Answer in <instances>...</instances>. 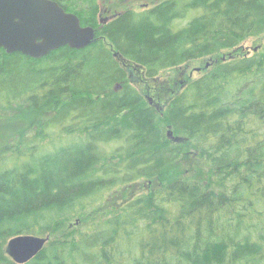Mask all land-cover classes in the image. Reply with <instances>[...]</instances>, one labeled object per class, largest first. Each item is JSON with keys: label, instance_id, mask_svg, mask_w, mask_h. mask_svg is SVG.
Masks as SVG:
<instances>
[{"label": "trees", "instance_id": "16d2710c", "mask_svg": "<svg viewBox=\"0 0 264 264\" xmlns=\"http://www.w3.org/2000/svg\"><path fill=\"white\" fill-rule=\"evenodd\" d=\"M55 1L97 38L41 59L0 48V241L85 226L145 178L25 264H264V53H241L264 34V0H159L106 23L99 0ZM205 58L163 112L130 80Z\"/></svg>", "mask_w": 264, "mask_h": 264}, {"label": "water", "instance_id": "95a60500", "mask_svg": "<svg viewBox=\"0 0 264 264\" xmlns=\"http://www.w3.org/2000/svg\"><path fill=\"white\" fill-rule=\"evenodd\" d=\"M118 13L100 22L106 23ZM96 38L95 27L82 26L76 13L67 11L55 0H0V48L10 55L22 53L41 59L65 46L84 49ZM149 100L153 103L151 97ZM167 136L175 142L182 140L171 127ZM48 241L49 236L19 235L9 240L6 249L15 263L25 264L35 258Z\"/></svg>", "mask_w": 264, "mask_h": 264}, {"label": "rangeland", "instance_id": "374dc122", "mask_svg": "<svg viewBox=\"0 0 264 264\" xmlns=\"http://www.w3.org/2000/svg\"><path fill=\"white\" fill-rule=\"evenodd\" d=\"M159 0H99L103 10L100 12V16H98L99 20L109 17L111 14H113L115 11H121L126 8H133L136 11H139L145 7L152 6L155 2ZM243 50L241 53H246L247 55L251 56L256 53H264V34L261 36H252L246 39L242 43ZM230 52V50L228 51ZM208 58L200 59L198 61H195L191 63L190 66L186 67V69L178 68H170L168 70H165L160 74V76L156 79H147L142 71L135 70L133 67H128L131 70L130 73V80L134 82L138 88L142 91L144 94L145 100L149 103V98L153 97V102L157 104V106L154 108L157 111L163 112V110H166V106L168 103V99L170 97V94L167 89H172L173 92L177 90L180 86L182 87V84L187 81V79L190 77H197L200 71L197 72V68L199 66L204 65V62ZM194 68V69H193ZM158 108V109H157ZM43 113V112H41ZM6 114L4 112H0V118H6ZM39 116V115H38ZM49 114H41L40 119H38L36 122L39 124L41 121H45L48 119ZM169 130V129H168ZM10 131L9 127H4L2 130L0 128V140L4 136H7ZM32 131V130H29ZM190 153L191 151L186 149L178 159L180 162L182 159L187 158L185 161H182V168L181 169H187L189 167L190 160ZM190 160V162L188 161ZM176 161V162H178ZM179 164V163H178ZM180 167V164H179ZM152 182L149 179L142 178L138 180L137 182L131 184V185H125V186H119L115 188L114 190L110 191L106 197L99 202L97 205L94 206V209L89 215L90 223L93 224L96 220H100L102 218H105L112 214V212L119 207L120 204H123L124 202L134 198L138 194H141L142 192L149 191V185ZM82 221L80 217H76L72 219L70 222L65 223V225L59 229L56 232L48 233L43 236L36 234L37 236L46 237L49 236V241L54 239L55 236H59L64 233H70L71 235L77 234L76 237L78 238L80 231L85 229L86 227H89L88 224L83 226ZM10 240V239H9ZM9 240L2 239L0 243L3 245L2 248H0V264H8L10 261L15 263L13 259L9 256L7 252V244ZM48 241V242H49ZM47 242V243H48ZM16 264V263H15Z\"/></svg>", "mask_w": 264, "mask_h": 264}, {"label": "flooded vegetation", "instance_id": "af4514ba", "mask_svg": "<svg viewBox=\"0 0 264 264\" xmlns=\"http://www.w3.org/2000/svg\"><path fill=\"white\" fill-rule=\"evenodd\" d=\"M101 7H102V6H101ZM102 10H103V8H101V12H102ZM116 12H118V11H115L114 13H116ZM114 13H113V14H114ZM113 14H111L109 17H112ZM99 16H100V14H99ZM104 19H105V18H104ZM101 20H102V19H101ZM152 98H153V97H152ZM149 103H150V102H149ZM150 105L153 106V107H154V106H155V107L157 106V104H155V102L150 103ZM157 109H158V108H157Z\"/></svg>", "mask_w": 264, "mask_h": 264}]
</instances>
